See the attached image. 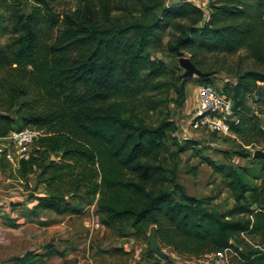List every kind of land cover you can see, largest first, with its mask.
Masks as SVG:
<instances>
[{"label":"trees","instance_id":"16d2710c","mask_svg":"<svg viewBox=\"0 0 264 264\" xmlns=\"http://www.w3.org/2000/svg\"><path fill=\"white\" fill-rule=\"evenodd\" d=\"M30 2L29 7L24 0L0 3L6 12L0 11V28L7 21L13 35L8 49L0 45V93L7 92L10 100L0 110V137L28 126L41 132L16 173L24 183L33 177L46 189L38 195L36 185L34 204L25 214L47 209L80 215L82 203L74 196L84 192L96 199L105 226L131 223L141 230L155 225L159 242L178 254L201 256L232 247L241 264H264V164L257 172L203 157L233 191L234 207L219 212L209 199L189 194L176 169L161 158L168 141L176 145V154L196 142L177 140V125L168 118H145L164 103L152 93L173 87L176 106L187 100L190 78L179 73L168 81L173 67H180L150 53L161 32L172 28L176 34L168 51L175 57L189 54L203 71H208L204 54L246 50L253 66L227 70L232 80L222 89L240 118L232 133L248 144L264 141V0H207L206 7L192 0H82V6L65 12L56 11L52 0ZM117 6L128 16L115 17ZM213 76L198 82L213 84ZM32 88L43 102L24 109L20 96ZM257 90L260 97L251 99ZM57 152L60 159H51ZM167 226L174 232L171 239L164 234ZM239 234L262 239L240 251ZM63 253L49 243L42 251L15 256L12 264H39ZM146 254L154 264H178L169 254L162 257L148 248Z\"/></svg>","mask_w":264,"mask_h":264},{"label":"rangeland","instance_id":"374dc122","mask_svg":"<svg viewBox=\"0 0 264 264\" xmlns=\"http://www.w3.org/2000/svg\"><path fill=\"white\" fill-rule=\"evenodd\" d=\"M2 1L4 0H0V3ZM6 1L8 3V1L12 0ZM24 1L26 6L29 7L31 0ZM177 1L181 0H167L169 4ZM193 1L199 3L202 7H206V4H203L205 0ZM52 2L55 10L59 12L69 11L83 5L82 0H52ZM117 7L113 12L115 17L124 18L128 16L127 12L119 9L120 6ZM0 11L1 13H6L4 8H1ZM5 17L7 18V16ZM175 34L176 32L172 28L164 29L161 32V37L157 40L158 44L150 48V53L153 57L166 60L169 65L175 63L179 66V58L182 56H173L167 48L168 43L173 40ZM12 39L11 27L5 21L2 28H0V45L8 49ZM183 56L190 57L189 54ZM202 59L205 69H208V71H219L213 76L212 81L217 86H223L227 81L232 80L227 73L230 68L239 66L250 68L253 66L249 55L244 49L234 55L204 54ZM183 72V68L177 69L173 67V75L167 80L171 82L175 80L174 76L176 74ZM189 78L187 102L182 106H176L172 102V99L176 96L174 88L172 87L168 90L164 88L162 92H159L158 96L155 93L151 95L153 98H163L164 103L158 110L146 113L145 118L154 122L168 118L177 125L173 132L177 140L182 143L184 139L196 142L184 152L176 154V145L172 141H168L167 149L161 154L162 161L168 168L176 169L178 180L185 186L189 194L199 198H207L210 200L211 208L219 212H226L235 205L233 191L228 187L225 176L206 163L203 157H210L225 165L248 167L259 172L264 161H255L253 158L256 150H264V141L257 140L248 144L243 137L235 133L222 134L190 128L188 126L189 116L196 111V106L199 102V87L203 84L198 82V76ZM259 97L258 90L250 94V98L253 100ZM19 101L21 103L20 106L24 109L36 108L37 104L39 107L43 102L36 95V91L33 88L29 90V93L21 94ZM9 104V94L7 92H4V94L0 93V110L7 109ZM254 106L257 107L258 105L255 103ZM261 117L262 125L264 126V114ZM241 151L250 153V156L240 155ZM51 159L58 161L60 158L52 155ZM17 169L6 162H0V261L7 259L11 254H21L27 250L42 251L44 245L52 243L60 250H64L68 256L72 255L66 261H54L52 264H72L74 259H78L80 264H97V262L100 264L155 263L154 258L146 255L147 241L152 226L143 227L141 230L131 226V223L126 225L117 224L112 227L105 226L100 221V215L97 213L94 201L96 199L86 197L84 192L74 196L75 199L82 203L83 213L80 215L57 214L52 210L42 209L37 215L29 214L24 216V205L21 203H33L31 194H33V189L37 183L33 177H31L29 184L20 181V178L16 176ZM63 186L64 188L67 187V185ZM36 189L40 195L46 191L44 185H37ZM71 197L69 199H72ZM12 202H17L18 204L13 206L11 205ZM12 206L16 208L13 210ZM93 219L100 221L99 228H91ZM164 234L166 239L167 237L170 239L174 237L173 229L169 228V226H167ZM158 239L160 241L159 235ZM261 239L262 237L260 236L244 237L241 234L235 238L240 251L246 250V248H249L250 243L261 241ZM160 244L167 254L175 257L178 264L211 263V253L201 256L188 253L178 254L174 246L161 242ZM234 261L237 264L242 263L239 258L234 259ZM46 264L51 263L48 262Z\"/></svg>","mask_w":264,"mask_h":264},{"label":"built area","instance_id":"2783aa9c","mask_svg":"<svg viewBox=\"0 0 264 264\" xmlns=\"http://www.w3.org/2000/svg\"><path fill=\"white\" fill-rule=\"evenodd\" d=\"M198 104L189 116L188 126L194 130H208L231 134V125L240 120L233 108V101L222 86L204 84L199 87ZM41 132L32 127L10 132L0 137V161L18 168L21 161L28 160L33 152L34 142ZM90 226V225H89ZM100 221L93 219L91 228H99ZM211 264H237L234 259L239 253L232 247H225L210 254Z\"/></svg>","mask_w":264,"mask_h":264},{"label":"water","instance_id":"95a60500","mask_svg":"<svg viewBox=\"0 0 264 264\" xmlns=\"http://www.w3.org/2000/svg\"><path fill=\"white\" fill-rule=\"evenodd\" d=\"M179 66L184 69V72L182 73V77H192V76H198V77H210L212 75H215L214 71H203L199 67H197L194 62L190 59L188 56H182L179 58ZM55 156H60V153H55ZM254 157L256 158H264V150H256L254 152ZM17 202H12L11 205L15 206L17 205ZM147 248L149 252H154L157 255H160L162 257H167L168 254L162 249L161 244L158 240L157 236V228L155 225L151 227V232L148 237L147 241Z\"/></svg>","mask_w":264,"mask_h":264},{"label":"crops","instance_id":"0c3cea01","mask_svg":"<svg viewBox=\"0 0 264 264\" xmlns=\"http://www.w3.org/2000/svg\"><path fill=\"white\" fill-rule=\"evenodd\" d=\"M193 1V0H192ZM206 1L207 0H205L204 2H203V4H206ZM194 3H196V4H198L199 5V3H197L196 1H193ZM186 102H187V100H186ZM17 176V175H16ZM18 177V176H17ZM20 181H22L21 179H20ZM46 193V191L43 193V194H41V195H44ZM38 194V193H37ZM38 195H40V194H38ZM33 201V200H32ZM31 204V205H30ZM34 204V202L33 203H27V204H24V203H22V205H24V216H27L26 214H25V211H26V209L28 208V207H31L32 205ZM95 205H96V202H95ZM12 209L14 210V208H13V206H12ZM56 213V212H55ZM29 215V214H28ZM70 215H72V216H76L75 214H70ZM86 223V222H85ZM87 224V223H86ZM57 247V246H56ZM58 248V247H57ZM59 249V248H58ZM60 250V249H59ZM60 251H64V250H60ZM24 253V252H23ZM23 253H21V254H23ZM21 254H11V255H9V257H7V259H2V261H0V264H12V259L15 257V256H18V255H21ZM147 255V254H146ZM72 256V255H71ZM71 256L69 255H67V253H63V254H56V255H53V256H51V257H48V258H46L44 261H42V262H40L39 264H46V263H48V262H50L51 264H52V262H54V261H59V262H62V261H66L67 259H68V257L69 258H71ZM76 258H78V257H76ZM96 258H98L97 256H96ZM175 258V257H174ZM56 263V262H55ZM176 263H177V260H176ZM72 264H80L79 263V260L78 259H74V261H73V263ZM97 264H100L99 262H97ZM211 264V263H210Z\"/></svg>","mask_w":264,"mask_h":264}]
</instances>
